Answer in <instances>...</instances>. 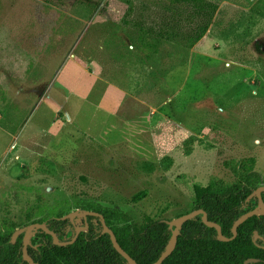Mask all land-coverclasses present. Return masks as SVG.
Masks as SVG:
<instances>
[{"label": "rangeland", "instance_id": "1", "mask_svg": "<svg viewBox=\"0 0 264 264\" xmlns=\"http://www.w3.org/2000/svg\"><path fill=\"white\" fill-rule=\"evenodd\" d=\"M205 1L218 6L205 37L156 52L140 36L173 23L190 33V9L0 0V222L39 224L26 220L35 199L39 220L90 206L170 222L194 186L237 182L247 159L264 186V0ZM71 224L62 242L84 227Z\"/></svg>", "mask_w": 264, "mask_h": 264}, {"label": "trees", "instance_id": "2", "mask_svg": "<svg viewBox=\"0 0 264 264\" xmlns=\"http://www.w3.org/2000/svg\"><path fill=\"white\" fill-rule=\"evenodd\" d=\"M162 1L177 8L190 9L188 24L195 27H189L190 33L185 34L178 27L179 23L167 25L158 32L148 30L147 33L152 34L151 42L144 36H140V40L148 49L156 52L161 46L173 42L184 51L192 49L205 37L218 10L216 4L205 0ZM257 50L260 51V48L257 47ZM254 164V159L242 161L239 165L242 176L235 183L212 182L206 187L194 186V199L188 213L205 211L209 222L219 225L223 236L231 239L235 221L252 210L243 209L250 204L246 203L247 198L262 183L260 175L253 169ZM144 197L145 193H140L134 200L137 202ZM42 206V201L35 199L26 209L29 212L26 220L31 221V224L48 223L49 228L62 241L60 233L71 228L72 224L69 220L61 221L59 218L72 212V209L68 208V212L60 215L51 214L56 218L39 220L44 208ZM86 209L104 217L120 247L137 264H155L169 243L171 231L166 221L147 218L144 223L137 224L116 209L90 206ZM113 220L124 224L113 227ZM88 224L87 232H81L75 243L66 247L54 245L50 236L40 233L42 243H31L27 249L28 255L36 264H127L113 248L109 236L103 234L99 219L89 217ZM16 228L6 219L0 222V264H28L22 257L23 236L15 244L11 243ZM255 233L264 239V216H254L242 223L237 229V237L228 243L220 242L217 232L203 225L199 216L183 225L174 252L163 264H244L249 259L258 260L255 264H264V250L253 243ZM257 243L262 245L261 241Z\"/></svg>", "mask_w": 264, "mask_h": 264}, {"label": "water", "instance_id": "3", "mask_svg": "<svg viewBox=\"0 0 264 264\" xmlns=\"http://www.w3.org/2000/svg\"><path fill=\"white\" fill-rule=\"evenodd\" d=\"M262 193H264V186L258 187L255 191H253L249 195V197L246 200V203H248L250 200L256 198L258 200L259 207L253 211H250V212L244 214L237 221H235V223L233 224V227H232L233 236L231 239H228V238L223 236L221 227L219 225L209 222L208 215L203 210H195V211H192L186 215H182L173 221L166 222L169 230L171 231V237H170L169 243L166 246L164 252L160 255V257L158 258V260L156 261L155 264H163L172 255V253L174 252V250L176 248L177 240H178V237L180 235V232H181L183 225L186 222L194 220L199 216L201 217V221H202L203 225H205L206 227H208L210 229H214L217 232V238L220 242L228 243V242L232 241L233 239H235L237 237V229L242 223H244L245 221H247L248 219H250L254 216H264V203L261 199ZM77 217L81 218L83 220L84 227H79L76 230L75 235L71 241H68V242L60 241L57 234L54 233L52 230H50L49 227L45 223H40V224H32L28 227H22V228L16 229L11 236V243L15 244L17 239L22 235L23 236L22 257L28 264H36L32 260V258L28 255V252H27L28 246L30 245L31 234L33 231H35V232L40 231V232L45 233L46 235L50 236L53 240V244L56 246L66 247V246H69V245H72L73 243H75L79 234L81 232H83L84 229L86 231L88 230V227H89L88 218L94 217V218L99 219L100 224H101L102 229H103V234L109 236L115 251L126 261L127 264H137L136 261L134 259H132L120 247V245L117 242V239H116L114 232L107 226L106 221L101 214L91 212V211H84V212H77V211L73 212L72 211V212L68 213L67 215L59 218V220H61V221L69 220L70 222H72V220L77 218ZM258 239H261V238L255 233L254 238H253V243L258 248L264 250V246L257 245L256 241ZM257 262H258V260H256V259H249L244 264H255Z\"/></svg>", "mask_w": 264, "mask_h": 264}, {"label": "flooded vegetation", "instance_id": "4", "mask_svg": "<svg viewBox=\"0 0 264 264\" xmlns=\"http://www.w3.org/2000/svg\"><path fill=\"white\" fill-rule=\"evenodd\" d=\"M87 232V231H86Z\"/></svg>", "mask_w": 264, "mask_h": 264}]
</instances>
